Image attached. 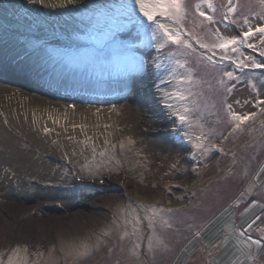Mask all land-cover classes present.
I'll return each instance as SVG.
<instances>
[{
    "label": "rangeland",
    "instance_id": "374dc122",
    "mask_svg": "<svg viewBox=\"0 0 264 264\" xmlns=\"http://www.w3.org/2000/svg\"><path fill=\"white\" fill-rule=\"evenodd\" d=\"M198 2L183 23L205 42L264 26L261 0H211L214 24ZM127 5L148 23L134 0H0V264H264V69L227 94L192 41L194 82L180 83L120 27ZM252 43L244 56L264 61ZM225 99L254 115L237 128Z\"/></svg>",
    "mask_w": 264,
    "mask_h": 264
},
{
    "label": "snow or ice",
    "instance_id": "6c2138e0",
    "mask_svg": "<svg viewBox=\"0 0 264 264\" xmlns=\"http://www.w3.org/2000/svg\"><path fill=\"white\" fill-rule=\"evenodd\" d=\"M35 3L36 0H30ZM75 0H67L69 5H73ZM264 4V0H261ZM135 6L138 8L139 16L143 17L148 23L143 24L136 18V9L131 5H127L126 21L122 22L120 27L127 28L129 25L136 32V39L138 41L137 47L154 48L157 55L154 57L153 63L157 69L168 68V74L177 79L180 83L192 84L194 82V69L189 66L187 59H180V57H187L196 53L197 48L204 51L200 52L199 59L206 60L211 66L216 68L221 76L218 80L221 88L227 93L231 94L234 91V84L247 75V70L264 69V61L258 62L255 58L244 56L242 49L250 48L257 51V45L252 43V37L260 34L261 42L264 43V26L252 28L248 27L246 30H240L236 33H229L219 28L212 32V42L208 43L193 35L184 26V20L188 15V9L185 6V0H134ZM232 4V0H229ZM60 7H65L61 4ZM198 16L202 17L204 21L209 24H214L216 21L208 12H215V8L211 0H201L194 5ZM229 13H234L235 8H229ZM228 16H225V20ZM234 23V22H232ZM247 23V21H245ZM116 34H113L115 40ZM260 55L264 56V50H260ZM138 68L143 69L147 62L140 58L134 57ZM225 63L230 64L236 71L228 70L224 67ZM183 71L184 75L180 76L179 72ZM239 72L240 75L236 73ZM250 87L255 88L256 85L250 82ZM166 97H176L179 100H185L187 97L180 93L178 96L175 93H166ZM239 103V101H236ZM223 103L229 110V115L233 121H237L236 127L248 121L254 114L239 115L232 111V104L225 99ZM259 104L264 105V99L259 100ZM168 108H174L172 104H166ZM190 111L189 108L184 107L182 111L177 110L174 114L177 116L179 122L184 124L188 122L186 113ZM264 111V108L261 109ZM47 131V130H46ZM197 139H201L197 137ZM197 149H204L203 143L195 145ZM101 183L103 181L101 180ZM163 210H152V215L146 217L149 221V226L153 225L154 218ZM139 222V218H136ZM161 222L165 225L168 221L161 217ZM255 243H259L256 241ZM152 247V240H149V248Z\"/></svg>",
    "mask_w": 264,
    "mask_h": 264
},
{
    "label": "crops",
    "instance_id": "0c3cea01",
    "mask_svg": "<svg viewBox=\"0 0 264 264\" xmlns=\"http://www.w3.org/2000/svg\"><path fill=\"white\" fill-rule=\"evenodd\" d=\"M260 198H261V197H258V196H253V197H251V199H249L247 202H245L243 205H241V208H244L248 203L251 202V200H253V201H254V200H258V201H260ZM261 199H263V198H261ZM260 203H261V202H260ZM257 208L261 209V206L258 205ZM260 212H261V211H259V212L257 211L255 214H256V215H259ZM255 214L253 215V217H255ZM240 220H241V219H239V221H238V223L241 224L239 228H241V230H242L243 233H245L246 235H249L247 229H248V227H249V225H250V223L252 222L253 219H249V220L246 221V222H243L244 220H243V221L241 220V222H240Z\"/></svg>",
    "mask_w": 264,
    "mask_h": 264
},
{
    "label": "bare ground",
    "instance_id": "6f19581e",
    "mask_svg": "<svg viewBox=\"0 0 264 264\" xmlns=\"http://www.w3.org/2000/svg\"><path fill=\"white\" fill-rule=\"evenodd\" d=\"M82 84H84V83H79L77 86H81V87H84V86H82ZM121 108V107H120ZM120 108H115V109H112V110H109L108 112H105V113H110V112H116V113H119V112H121V111H126L127 109L125 108V109H123V110H120ZM92 127H93V125H92Z\"/></svg>",
    "mask_w": 264,
    "mask_h": 264
},
{
    "label": "water",
    "instance_id": "95a60500",
    "mask_svg": "<svg viewBox=\"0 0 264 264\" xmlns=\"http://www.w3.org/2000/svg\"><path fill=\"white\" fill-rule=\"evenodd\" d=\"M82 102H84V103H91V101H89V100H83Z\"/></svg>",
    "mask_w": 264,
    "mask_h": 264
}]
</instances>
